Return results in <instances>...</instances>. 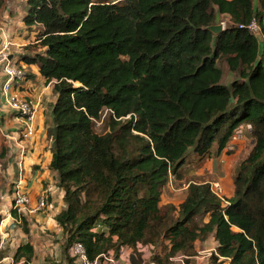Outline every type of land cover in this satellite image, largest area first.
I'll use <instances>...</instances> for the list:
<instances>
[{"label":"trees","instance_id":"trees-1","mask_svg":"<svg viewBox=\"0 0 264 264\" xmlns=\"http://www.w3.org/2000/svg\"><path fill=\"white\" fill-rule=\"evenodd\" d=\"M25 1L23 22L40 28L45 48L22 58L38 64L55 95L48 135L65 203L55 216L63 250L80 241L94 259L131 247L130 261H144L140 242L153 246L149 259L159 264L153 240L161 236L172 264L171 256H191L194 242L213 234L212 264H264V49L239 27L261 21L264 0L260 8L255 0ZM216 12L235 25L207 29ZM220 58L237 73L229 86ZM104 109L109 130L98 133L94 120ZM240 124L251 126L254 144L227 203L209 182H192L178 206L167 204L177 216L163 214L170 174L190 151L219 155ZM33 255L27 242L15 258Z\"/></svg>","mask_w":264,"mask_h":264},{"label":"crops","instance_id":"crops-1","mask_svg":"<svg viewBox=\"0 0 264 264\" xmlns=\"http://www.w3.org/2000/svg\"><path fill=\"white\" fill-rule=\"evenodd\" d=\"M3 19L4 22L2 21L3 24L2 26L0 25V47L5 42H10L12 44L10 47L11 52L14 54V61L24 68L27 67L25 77L16 81L13 84V89L20 96L31 98L38 104L36 118L37 133L34 138L27 142L28 152L25 158L26 181L24 187L33 200L45 194L48 206L43 211L26 217L25 229L24 224L17 223L14 217L9 214L12 200L11 187L17 173L16 161L18 160L19 150L16 146V141L8 137V134L12 133L16 135L19 122L8 107L5 96L1 91L5 75L0 69V152L3 153L2 162H0V179L2 184L0 190V264H7L8 260L15 256L18 247L27 242H30L34 248L33 258L29 261L32 264H55L51 260L52 258L58 264H74L70 254V260H62L61 244L64 242V234L62 227L55 221V216L64 207L65 203L62 198L63 191L57 185L55 173L50 169L52 147L51 139L48 135V127L52 125V104L55 101V95L52 91L53 85L40 73L37 63L27 62L22 58L18 60L22 47L29 42V35H31L26 30L29 26L24 24L23 16L16 18L7 11L3 14ZM21 33L23 34L21 35ZM262 43L263 41H261ZM3 131L6 132V135L2 133ZM166 189L173 193V191L178 192L177 190L180 188L175 186L172 178L168 179V182L162 188L160 205L163 202H168L178 206L188 193L187 186L181 188L186 192H184V197L177 202L164 196ZM176 195L178 196V194ZM225 202L227 203V201ZM205 216L206 222L209 219V215L206 214ZM211 235L213 239L211 243L216 247L217 241L213 234ZM206 242L208 243V241ZM199 246L200 243L197 239L194 242L195 254L197 255L193 254L191 256H199V252H201ZM209 248L211 247L205 246L203 249ZM13 249L14 251L12 252ZM126 253L131 254L129 249H126ZM130 259L131 255L129 261L125 264H130ZM21 260L24 259H20L19 261ZM12 261L17 262L14 259ZM12 261H10V264Z\"/></svg>","mask_w":264,"mask_h":264},{"label":"rangeland","instance_id":"rangeland-1","mask_svg":"<svg viewBox=\"0 0 264 264\" xmlns=\"http://www.w3.org/2000/svg\"><path fill=\"white\" fill-rule=\"evenodd\" d=\"M256 1V6L260 8L259 0ZM26 9V1L25 0H4L0 4V25L3 24V14L5 12H10L13 17L23 16ZM3 21V22H2ZM217 24V22L215 23ZM30 32L29 35V42L22 47L21 53L18 55V60L22 58L23 55L34 53L35 51L43 50L45 47L40 43V28L36 27H28L26 28ZM23 33H21L22 35ZM260 40L264 37L258 32L255 33ZM264 42V40H263ZM263 44V43H262ZM263 49L264 46L262 45ZM263 51V50H262ZM23 59V58H22ZM18 64V62H17ZM217 64L223 71V76L221 81L226 85H231L232 81L237 78V73L232 72L229 70L228 65L225 62L224 58H220L217 61ZM24 68V67H23ZM27 70V67L24 68V71ZM78 83H76L77 85ZM110 111L108 109H104L100 117L94 120V129L98 133H105L109 130L108 120H109ZM254 144V137L251 133V126L248 124H240L234 132V135L228 141L224 150L219 154L216 155L215 152L213 154H205L203 156H198L193 151H190L184 165L180 168L179 173L177 176L170 174L169 179L172 178L174 180L175 186L180 188L177 190L178 192H172L165 190L164 196L167 199L171 198L175 201H180L182 197H184V192L181 188L187 186V192L189 189V184L192 182H209L211 189L212 187L218 192V196L222 199L223 203L226 204V199L233 195L235 184L234 178L237 175V171L239 168L240 163L248 156L249 152L251 151ZM2 156H0V162ZM1 165V164H0ZM178 194V196L176 195ZM231 194V195H230ZM173 195V196H171ZM175 195V196H174ZM162 200V199H161ZM167 204H171L168 202L162 203V213L163 214H173L177 216V212H174L169 209ZM205 215H197L196 220L198 224H203L205 222ZM64 234V233H63ZM211 234L206 237L198 239L200 243L201 252H199V256H192L189 259L190 264H212L211 262V255H209L210 250L216 248L213 243V239L211 238ZM209 237L206 241L205 239ZM161 236L155 237L153 242L157 245V260L159 264H167L168 263V243L167 239H161ZM63 243L61 244V252H62V260L67 259L70 260L69 251L66 252L63 250L65 244V237L63 239ZM205 241V242H204ZM210 246L209 249H203L204 247ZM213 246V247H212ZM14 249L12 250V252ZM213 252V250L211 251ZM196 253V252H195ZM194 255H197L195 254ZM193 255V254H192ZM17 262L20 260L16 259L15 256L12 257ZM8 260L7 264H10V261L13 259ZM55 264H58L52 258ZM142 259L133 258L130 264H143ZM2 264V263H1Z\"/></svg>","mask_w":264,"mask_h":264},{"label":"built area","instance_id":"built-area-1","mask_svg":"<svg viewBox=\"0 0 264 264\" xmlns=\"http://www.w3.org/2000/svg\"><path fill=\"white\" fill-rule=\"evenodd\" d=\"M217 24H220L222 29H228L235 22L230 14L223 12H216ZM239 27L248 28L254 33H260L264 37V15L260 20L253 18L248 24H239ZM264 39L262 38L261 41ZM10 42H5L0 47V69L5 75V79L1 85V91L5 96L6 103L11 109L19 125L16 129V135L8 134V137L16 141V146L19 150L18 160L16 161L17 173L12 182L11 187V211L10 215L14 220L21 224L23 217H30L40 211H43L48 206L47 197L42 194L37 199L33 200L29 192L25 189V158L27 156L28 148L27 142L34 138L37 133L36 118L38 114V104L31 98L20 96L13 89V84L25 77L24 68L14 61V54L11 52ZM264 46V42H263ZM6 135V132H2ZM212 191L218 195V192L212 187ZM16 213L17 216L13 215ZM2 221V220H1ZM94 227L93 230H97ZM137 250L144 254L143 264H158L154 259H149L153 249L152 245H144L143 243L136 244ZM126 249L130 250L131 254L126 253ZM213 250V252H211ZM209 255L216 253V249H212ZM134 253L131 247H122L118 256L115 255L114 250H108L96 256L94 259L89 258L84 244L80 241L73 242L69 247V254L74 264H125L129 261L130 255ZM192 256L184 253H177L170 257L172 264H190L189 259ZM11 264H32L29 261L21 260L19 262L12 261ZM229 264V263H228Z\"/></svg>","mask_w":264,"mask_h":264},{"label":"water","instance_id":"water-1","mask_svg":"<svg viewBox=\"0 0 264 264\" xmlns=\"http://www.w3.org/2000/svg\"><path fill=\"white\" fill-rule=\"evenodd\" d=\"M207 29H209L210 31H212L215 34L221 32L223 30L220 24H212V25H209L207 27Z\"/></svg>","mask_w":264,"mask_h":264}]
</instances>
